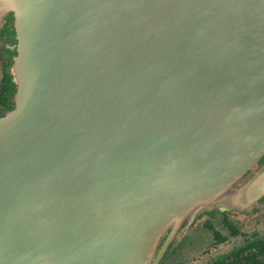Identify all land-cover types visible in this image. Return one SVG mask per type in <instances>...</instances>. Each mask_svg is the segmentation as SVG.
Wrapping results in <instances>:
<instances>
[{
    "label": "water",
    "instance_id": "obj_1",
    "mask_svg": "<svg viewBox=\"0 0 264 264\" xmlns=\"http://www.w3.org/2000/svg\"><path fill=\"white\" fill-rule=\"evenodd\" d=\"M8 13L0 264H161L204 214L261 207L264 0H0Z\"/></svg>",
    "mask_w": 264,
    "mask_h": 264
},
{
    "label": "flooded vegetation",
    "instance_id": "obj_2",
    "mask_svg": "<svg viewBox=\"0 0 264 264\" xmlns=\"http://www.w3.org/2000/svg\"><path fill=\"white\" fill-rule=\"evenodd\" d=\"M14 33L15 16L8 13L0 22V110L15 105L17 84L12 71L13 59L6 50V43ZM164 242L165 236L157 251ZM260 250L264 252V200L251 213L224 210L204 214L194 223L187 243L177 246L161 264H236L237 260H247Z\"/></svg>",
    "mask_w": 264,
    "mask_h": 264
},
{
    "label": "trees",
    "instance_id": "obj_3",
    "mask_svg": "<svg viewBox=\"0 0 264 264\" xmlns=\"http://www.w3.org/2000/svg\"><path fill=\"white\" fill-rule=\"evenodd\" d=\"M238 257L245 258L244 256H240V255H238ZM235 263L236 264H264V252L260 250L259 254H254L252 256H249L247 260H244V259L237 260V262Z\"/></svg>",
    "mask_w": 264,
    "mask_h": 264
},
{
    "label": "rangeland",
    "instance_id": "obj_4",
    "mask_svg": "<svg viewBox=\"0 0 264 264\" xmlns=\"http://www.w3.org/2000/svg\"><path fill=\"white\" fill-rule=\"evenodd\" d=\"M220 250H223L222 248Z\"/></svg>",
    "mask_w": 264,
    "mask_h": 264
}]
</instances>
